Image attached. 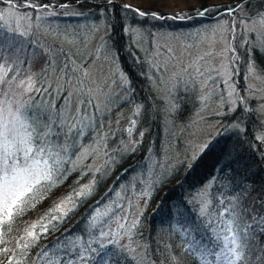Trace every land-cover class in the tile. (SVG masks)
<instances>
[{"label":"rangeland","instance_id":"374dc122","mask_svg":"<svg viewBox=\"0 0 264 264\" xmlns=\"http://www.w3.org/2000/svg\"><path fill=\"white\" fill-rule=\"evenodd\" d=\"M57 1L33 8L0 0V65L6 72L0 100L24 105L27 115L51 128L48 140L61 146L65 162L57 183L71 174L80 179L121 168L145 140L154 146L135 161L130 180L94 209L90 227L99 230L93 240L125 243L130 218L146 210L153 185L167 183L176 166L186 157L195 160L217 138L243 133L238 108L255 114L264 145L263 7L251 11L245 0H89L123 5L127 47L143 71L136 86L111 36V9L81 13ZM212 183L194 195L198 203L210 201ZM84 192L62 189L42 210L53 205L63 214ZM233 203L238 215L231 228L244 254L237 264H264V183L249 182ZM227 237L216 264H228L231 233ZM71 239V247L82 245L80 237ZM20 241L16 236L0 249V264L12 261Z\"/></svg>","mask_w":264,"mask_h":264},{"label":"trees","instance_id":"16d2710c","mask_svg":"<svg viewBox=\"0 0 264 264\" xmlns=\"http://www.w3.org/2000/svg\"><path fill=\"white\" fill-rule=\"evenodd\" d=\"M10 1L23 6L32 3L33 8L53 4L52 0H37L38 3L31 0ZM244 3L250 6L251 11L264 8V0H245ZM55 4L75 6L81 13L96 12L101 8L104 11L111 9L115 15L111 36L118 43L115 45L126 72L137 86L139 74L143 71L130 47H127L123 5L116 1L89 0H59ZM250 111H239L238 108L235 112L245 124L242 134L235 132L217 138L192 162L186 157L175 167L167 183L155 184V187L153 185L154 191L149 196L146 210L139 218H130L127 227L129 235L125 243L113 241L105 245L99 240H93L99 227H90V217L98 205L108 201L119 184L130 180L129 170L136 166L133 165L135 161L138 163L144 158L143 155L146 156L150 148L154 149L151 145L153 141H143L139 153L128 163L123 158L121 168L108 172L107 168H103L93 177L87 173L79 179L78 175L71 174L65 178L64 183H57V175L63 172L65 165V162H61L54 176L56 190H52L51 185L45 186L34 200L24 206L20 215L0 227V249L16 236L22 241L19 247L15 245L9 264H101L102 257L107 264H216L217 255L220 254L219 245L223 244L229 234L228 227H231L238 215L233 203L235 194L245 189L249 182L264 183V145L258 138V120ZM152 130L151 125V133ZM118 180L121 182L117 183ZM212 180L210 201L198 203L194 195L203 184L211 183ZM62 189L68 192L85 189V192L63 214L54 210L53 205L42 210V207L50 203L51 195ZM158 189H161L159 193ZM29 232L36 233L39 238L33 240L27 235ZM74 235L82 239V245L75 243L73 248L71 238ZM99 245L101 248L96 254L83 255L87 249L98 248ZM42 252L49 258H42ZM208 258L212 261L208 262Z\"/></svg>","mask_w":264,"mask_h":264},{"label":"snow or ice","instance_id":"6c2138e0","mask_svg":"<svg viewBox=\"0 0 264 264\" xmlns=\"http://www.w3.org/2000/svg\"><path fill=\"white\" fill-rule=\"evenodd\" d=\"M260 23L264 25V14ZM254 69L250 65V72ZM5 75L0 65V83ZM31 83L30 79L29 86ZM24 107H13L11 101L0 100V227L12 222L41 189L53 184L62 162L57 150L61 146H54L48 140L51 128L39 116L27 115ZM227 231L231 233L232 247L228 248L230 258L226 259L228 264H237L244 258L243 245L230 226ZM27 235L33 240L39 238L34 232ZM101 264H107L103 257Z\"/></svg>","mask_w":264,"mask_h":264}]
</instances>
